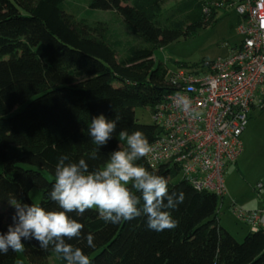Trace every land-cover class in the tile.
Wrapping results in <instances>:
<instances>
[{"label": "trees", "instance_id": "trees-1", "mask_svg": "<svg viewBox=\"0 0 264 264\" xmlns=\"http://www.w3.org/2000/svg\"><path fill=\"white\" fill-rule=\"evenodd\" d=\"M161 2L0 0V232L12 223L10 201L33 203L28 193L34 187L41 191L38 204L56 208L48 193L59 156L83 157L96 168L118 145L125 146L114 134L98 159H88L95 147L87 133L92 117L119 115L117 132L141 130L153 142L156 127L138 123L134 107L151 111L167 90L166 67L153 63L154 50L213 25L220 9V0H181L176 7L189 19L186 26L162 24ZM77 3L86 6L84 18L75 15ZM96 10L117 13L141 41L124 39L109 23L90 22ZM18 105L23 109L12 112ZM137 163L166 177L170 192L186 194L172 212L178 226L157 232L143 217L106 224L96 210L82 217L70 213L95 236L94 248L69 241L91 264H264V227L236 240L216 218L220 198L214 193L179 178L173 183L176 171L166 164L153 167L145 157ZM24 243L30 264H65L36 241ZM15 257L11 250L0 254V264H15Z\"/></svg>", "mask_w": 264, "mask_h": 264}, {"label": "built area", "instance_id": "built-area-1", "mask_svg": "<svg viewBox=\"0 0 264 264\" xmlns=\"http://www.w3.org/2000/svg\"><path fill=\"white\" fill-rule=\"evenodd\" d=\"M216 4L237 15L239 41L234 47L225 44V57L166 70L167 90L151 109L157 129L153 151L145 159L153 167H172L179 179L221 200L224 170L242 151L240 137L250 114L264 112V0ZM233 210L253 230L264 227V211Z\"/></svg>", "mask_w": 264, "mask_h": 264}, {"label": "clouds", "instance_id": "clouds-1", "mask_svg": "<svg viewBox=\"0 0 264 264\" xmlns=\"http://www.w3.org/2000/svg\"><path fill=\"white\" fill-rule=\"evenodd\" d=\"M119 120V115L109 119L99 114L88 125V136L95 145L88 159H98L101 147L114 134L125 145L110 152L101 166L90 168L83 157L78 161H71L67 154L58 157L48 193L56 208L10 201L14 214L7 231L0 232V254L23 252L24 242L34 240L41 249H51L65 264H91L84 251L69 242L84 241L88 248L96 246L94 234L85 233L84 224L69 215L82 217L89 210H96L106 224L143 217L149 230L161 232L178 226L172 212L183 204L186 194L170 192L166 177L137 163L153 151L152 145L141 130L117 132Z\"/></svg>", "mask_w": 264, "mask_h": 264}, {"label": "rangeland", "instance_id": "rangeland-1", "mask_svg": "<svg viewBox=\"0 0 264 264\" xmlns=\"http://www.w3.org/2000/svg\"><path fill=\"white\" fill-rule=\"evenodd\" d=\"M181 0H162L161 14L159 18L162 24L186 26L189 22L187 16L178 12L177 3ZM215 3L216 0H207ZM75 15L84 18L85 4L77 3ZM216 22L205 28H198L196 32L187 37L180 38L165 46L156 48L153 52V63L161 64L166 70L176 67H195L203 62L213 61L218 57H225L229 53V44L234 47L239 37L235 33L237 15L232 9L221 8L215 13ZM90 22L109 23L112 28L122 34L124 39L141 41V36L113 11L96 10ZM24 105L14 107L12 112H19ZM135 118L138 123L151 124V111L149 108L134 107ZM242 151L241 171L229 175L224 174L226 194L218 199L216 207V218L219 224L225 228L236 240L241 241L245 234L251 229V225L237 218L233 208L244 211H264V186L257 190V183L264 185V112L254 110L250 114L245 129L241 135ZM233 167V166H230ZM2 166H0V173ZM49 177L46 172H43ZM178 177L172 180L176 182ZM33 203H39L41 191L34 187L29 193ZM15 264H30L23 252L16 253ZM51 264V263H50Z\"/></svg>", "mask_w": 264, "mask_h": 264}, {"label": "crops", "instance_id": "crops-1", "mask_svg": "<svg viewBox=\"0 0 264 264\" xmlns=\"http://www.w3.org/2000/svg\"><path fill=\"white\" fill-rule=\"evenodd\" d=\"M244 131V130H243ZM243 133V132H242ZM242 135V134H241ZM241 157V154L239 155L237 161L234 163V164H230L228 165L225 170H224V174L225 172H228L229 175L233 174L234 172L238 173L241 171L242 167H241V163L242 161L240 160L239 161V158ZM230 166H233V167H230ZM225 186V184H224ZM226 190V188H225ZM249 231H254L252 228L249 230Z\"/></svg>", "mask_w": 264, "mask_h": 264}]
</instances>
